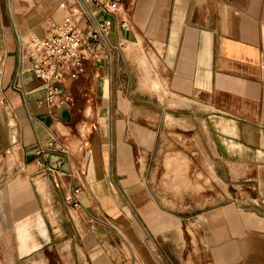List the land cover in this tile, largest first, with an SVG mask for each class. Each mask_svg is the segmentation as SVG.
<instances>
[{
	"label": "crops",
	"instance_id": "obj_1",
	"mask_svg": "<svg viewBox=\"0 0 264 264\" xmlns=\"http://www.w3.org/2000/svg\"><path fill=\"white\" fill-rule=\"evenodd\" d=\"M90 1L0 0V264H168L157 235L172 214L157 208L137 160L160 119L140 112L142 42L147 83L164 91L148 92L153 103L193 112L232 189L197 219L207 263L264 264V0H122L100 60L89 52L84 72L63 83L68 101L50 106L18 36L46 34ZM88 85L105 113L80 158L67 143L86 121Z\"/></svg>",
	"mask_w": 264,
	"mask_h": 264
},
{
	"label": "rangeland",
	"instance_id": "obj_2",
	"mask_svg": "<svg viewBox=\"0 0 264 264\" xmlns=\"http://www.w3.org/2000/svg\"><path fill=\"white\" fill-rule=\"evenodd\" d=\"M5 47L0 21V70ZM144 49L147 50L145 47ZM141 50L140 47V52ZM142 56L143 51L139 61ZM132 59L127 57L124 72L129 81V93L135 92L131 88L135 84V66ZM87 93L88 99L78 108L79 116L86 121H81L73 141L68 142L69 137H65L69 147L78 152L80 158L88 153L92 139L98 131L97 126L105 113L101 100L96 97L94 85H88ZM147 93L140 94V112L141 116H147L150 120L153 114L160 118L155 123L158 138L151 151L140 147L137 160L141 161L144 186L154 196L157 208L172 214H161L166 215V225L171 228H161L162 233L164 229L170 231L157 235L163 245L159 252H166L165 259L169 261L168 264H208L207 254L202 251L200 241L198 242L200 238L196 222L202 212L231 197L232 189L222 181L215 168L212 142L196 122L193 112L174 110L172 108L176 107L171 102L172 108L164 103H153L152 97ZM110 111H115L114 106ZM182 113L187 115L184 118H188L189 122H178L172 118L174 124H171L166 119L169 114L177 117ZM131 141L135 142L133 138Z\"/></svg>",
	"mask_w": 264,
	"mask_h": 264
},
{
	"label": "built area",
	"instance_id": "obj_3",
	"mask_svg": "<svg viewBox=\"0 0 264 264\" xmlns=\"http://www.w3.org/2000/svg\"><path fill=\"white\" fill-rule=\"evenodd\" d=\"M90 2L88 7L74 2L63 20L43 37L31 36L24 43L21 35L18 36L22 58L30 63V71L47 85L46 102L50 106H61L68 101L63 83L66 78L76 79L84 72L89 52L94 50L96 60H100L96 51L107 48L110 30L122 11V0ZM100 14L108 17L100 19ZM122 26L128 27L125 20Z\"/></svg>",
	"mask_w": 264,
	"mask_h": 264
},
{
	"label": "bare ground",
	"instance_id": "obj_4",
	"mask_svg": "<svg viewBox=\"0 0 264 264\" xmlns=\"http://www.w3.org/2000/svg\"><path fill=\"white\" fill-rule=\"evenodd\" d=\"M31 36H38V37H43L44 36V34L41 32V33H39V32H30V33H26V34H24V33H22L21 34V37L23 38V40H24V43H26V42H29V40H30V37ZM141 43V42H140ZM141 45V47H142V49H144L143 48V46H142V44H140ZM142 52V51H141ZM145 61H146V57H144V53H143V57H141V61H140V65H141V72H142V82H143V85H142V83H141V85H142V90H144L145 92H150V93H153V92H163L164 93V91L162 90V89H159V88H154V87H149V85H148V83H147V79H148V72H146V65H145ZM174 103V102H173ZM175 105V104H174ZM176 106H177V108H178V106L179 107H185V106H187V105H180V104H178V103H176ZM175 121H180V120H177V119H174ZM174 120L172 121V120H170L169 121V123H171L172 124V122H173V124H174ZM181 124V123H180ZM195 187V186H194Z\"/></svg>",
	"mask_w": 264,
	"mask_h": 264
}]
</instances>
